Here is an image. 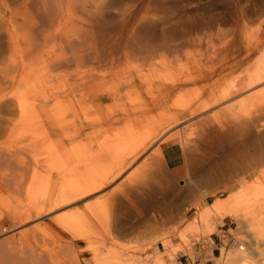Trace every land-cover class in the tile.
I'll use <instances>...</instances> for the list:
<instances>
[{
	"label": "rangeland",
	"instance_id": "obj_1",
	"mask_svg": "<svg viewBox=\"0 0 264 264\" xmlns=\"http://www.w3.org/2000/svg\"><path fill=\"white\" fill-rule=\"evenodd\" d=\"M63 1L64 4L77 2ZM14 5L11 0H0V58L4 60L0 59V118L3 125L14 115L10 108L16 106L19 97L35 103L47 99L56 89L63 92L84 89L83 70L76 68L77 64L53 69L45 67L42 59L26 55L31 50L29 41L34 38L40 42L37 47L45 52L56 55L63 52L64 41L70 34L69 26L62 30L56 26L44 28L30 37L17 28L20 17L17 16L19 22L13 18ZM114 5L116 8L113 6L110 11L114 16L123 12L128 16L129 12L135 13L147 6L162 30L191 24V29L185 30L187 42L182 55L174 58L167 53L163 56L159 51L146 64V69L157 74L153 82L169 83L182 69L193 71L208 62L218 66L228 62L225 59L235 54L236 46L243 51L247 42H254L259 36L264 39V0H114ZM70 16L73 15L69 13L66 18ZM241 53L245 55L244 51ZM263 56L264 50L257 51L240 67L226 70L217 78L191 83L168 104L153 106L154 110H149L144 118L146 123L136 119L137 125H132L120 120L108 128L104 103H95L90 95L91 100L83 103L70 98L59 105L61 117L54 115L53 119L61 120L60 138L41 121L33 127L17 129L13 141L7 135L2 136L0 145L14 143L17 159L24 164L17 163H26L29 167L22 170L25 174L23 188L25 192L29 187L32 197V203L18 205L12 194L0 186L2 226L11 225L9 211L31 206L35 214L48 207L53 198L71 196L73 189L68 181L73 180L93 187V192L41 219L44 227L41 232L48 244L46 249H56V252L60 245L61 257L66 263L187 264L186 258L189 261L199 258L196 264H204L211 258L217 264L218 253L215 252L217 257H214L211 247L200 249L197 243L214 241L216 247L218 237L224 233L248 242L245 250L226 249L234 258L246 256L251 261L262 262L264 92L256 101L248 98L264 87V80L257 84L251 82ZM7 65L13 68L8 69ZM136 65L140 66L141 62L134 61L132 56L112 72L120 77L134 70ZM117 85L113 88L118 89ZM152 85L154 87L146 93L149 99L156 88L154 83ZM7 99L12 107L5 102L6 107L3 105V100ZM214 99L217 102H213ZM190 106L191 115L188 113L183 118L186 127L181 129L180 138L171 137L176 128L167 127L169 118L177 117ZM196 106L199 110L194 112ZM76 108L79 109L78 121L73 116ZM114 108L119 109L117 104ZM255 114L260 119L257 120ZM73 119L76 122L69 123ZM226 121V129L220 130L218 123ZM210 124L218 125L213 129L219 133L229 129L232 132L234 127L235 139L215 149V133L209 129ZM240 125H243L242 132ZM85 126L92 129L84 130ZM94 128L99 131L93 132ZM7 141L12 143L7 144ZM136 155L140 156V161H133ZM4 167L6 165L1 169L3 172ZM14 175L19 178L20 171ZM61 177L64 181L59 180ZM68 242L73 246L69 247ZM39 244L42 241L39 240ZM234 252L240 255L235 256Z\"/></svg>",
	"mask_w": 264,
	"mask_h": 264
},
{
	"label": "bare ground",
	"instance_id": "obj_2",
	"mask_svg": "<svg viewBox=\"0 0 264 264\" xmlns=\"http://www.w3.org/2000/svg\"><path fill=\"white\" fill-rule=\"evenodd\" d=\"M11 1L16 4L14 5L15 8L19 6L16 9L14 8L13 10L15 11L12 13L15 20H17L18 15L20 17V22L17 20L20 27L17 28H21L23 32L30 37H33L35 32L37 33L40 30H44V28L46 29L56 26L62 30L64 27L69 26L70 34L66 36L64 41L63 49L65 50H63V52L57 55L55 52H45L40 47H37L40 42L38 39L34 38L29 41L31 50H29L26 55L42 59L45 67L53 69L66 68L77 64L76 68L83 70L84 89L80 91L77 88H73L67 92L56 89L49 94L47 99L35 103H30L26 99H20L19 97L15 102L16 106H13L12 109L10 108V110H12L10 113L14 115L5 120L7 126L2 124V120L0 118V138L7 135L10 141H13L12 137L15 138L17 129H22L21 127L27 129L30 128L31 125L33 127L36 122L40 121L43 122L46 127H49L50 130L54 131V136L60 138L61 134L59 130H61V120L53 119L54 115L61 117L58 112L59 105L70 98L77 103H83L87 99L91 100L89 97L90 95L93 96L92 99H95V103H104L108 128L114 127L120 120L132 125L136 124V122H134L136 119L146 123L144 118L147 117L149 110H154V107L159 104H168L176 93L186 90L191 83H195L198 80L217 78L224 74L226 70L242 66L245 63L244 61H247L249 56L253 55L255 52L264 50V39L259 36L254 42H247L244 45L243 51L246 57L245 55H242L241 52L243 51L241 48L236 46L235 54H233L230 59H225L228 62H222L218 66L214 64L210 65L208 62L207 65L196 66L193 71H191V69L184 68L169 83H161L158 80L153 82L157 74L155 72H151L150 68L146 69V64L152 61L157 56L159 51H161L160 53H163V56L167 53L172 55L174 58H178L182 55L187 42L184 40L187 34L185 30L191 29V24L189 22H187L188 24L183 23V27L179 26L180 29L162 30L159 28V24L157 23L155 17L150 15L147 6V8L145 7L140 11L136 10L137 12L135 11V13L129 12L128 16L127 12H125V16L124 12L121 13V15L116 14L117 16H114L115 14L113 12L111 14L110 12L112 8L115 7L114 0H77L76 3L72 4L71 1H67L68 3L64 4L63 0ZM69 13L73 16L66 18ZM113 24H115L114 28ZM158 30L160 31L158 32ZM35 47H37V49H35ZM12 55L14 54L12 53ZM1 56L2 54L0 57ZM132 56L134 61L139 63L141 62V65H136L134 70H129V73L117 77V74L113 73L112 70L122 61H128ZM0 59L4 61L3 58ZM176 60L177 59H175V61ZM257 64V72L251 78V82H253L252 84L261 83L264 80V56ZM175 65H177V63ZM9 66L8 69L10 68ZM12 68L13 67L10 69ZM8 69L4 70L7 71ZM12 79L13 78L11 76V81L14 80ZM117 81L119 82L118 85L116 83ZM153 83L156 88L152 91L149 99L147 98L146 93L154 87L152 85ZM114 85H117L118 89H114ZM263 88L264 87H261L262 91L251 95L248 100L256 101V98L263 94ZM121 91H123V95H121ZM85 96L87 97L85 98ZM56 99L57 102L53 103ZM7 101L8 99L1 102L8 104ZM34 101L38 100L34 99ZM213 102H217V100L214 99ZM5 103L3 105H5ZM10 104L11 103L9 102L8 106L12 107ZM115 104H117V107L119 108L118 111H115ZM85 105L86 104H84V106ZM14 108H16V110H14ZM198 110L199 107L196 106L194 112H197ZM6 111L8 112V110ZM188 113L191 115V106L180 115H177V117H174L173 119L171 117L169 118L171 121L167 123V127L170 128L171 126H174L176 128L171 133V137L180 138L181 129L186 127V125H184L185 123L183 122V118ZM4 114L6 115V113ZM5 115H3V117H5ZM73 116L76 117V121L79 120L80 117L78 108L75 109ZM249 118H252V116ZM257 118L259 117H256V119ZM76 121L74 120L69 123H75ZM239 122L237 121V124ZM225 123H227V121L218 123L220 130L226 129L227 125ZM239 124H242V122ZM209 126V129L215 133L213 137L215 149H220L226 142H232V140L235 139L232 133L235 130L234 127L231 128L232 132H230V129L228 128L229 131L219 133L213 129L217 126L211 124ZM241 126L243 125L238 127ZM235 127L237 128V126ZM244 127H246V125H244ZM83 129L90 130L92 127L85 126ZM237 129L240 130V128ZM242 130L243 129L241 127L240 132H242ZM98 131V129L93 130V132ZM238 132L236 134L240 133ZM92 138L94 139V135H92ZM186 140L188 141L187 138L184 141L187 142ZM7 142V144L12 143L9 141ZM183 142H181V144ZM59 143L60 145L63 144L62 141H59ZM13 144L10 146H5L3 144L0 145V170L6 165V167H4L6 168V171H0V186L3 190L9 191L12 194L18 205L23 206L24 203H32V201H30L32 198L30 188L28 187L25 192L23 188L25 174L22 170H26L29 167L26 163L25 165H19L20 163H24L21 159H17V153ZM138 160L140 161V156L136 155V158L133 161ZM159 164L161 165V163ZM18 167L19 170H16ZM16 171H20L19 178L15 176H18V173L14 175ZM59 180L64 181L62 177ZM68 185L71 189H73L71 196L67 197V195H60L59 197H55L49 201L48 207L35 214L32 212L33 210L30 208L31 206H29V209H23L21 211H9L8 213L10 214L11 219V225L9 228L2 226L0 221V264L66 263V260H62L61 252L63 253V251L60 249V245L57 246L56 252V249H46L48 244L46 242V236H43V233L41 232L43 227V221L41 219H43L44 215H50L53 211L61 209L64 205L73 202L75 203L77 200L84 199L91 192H93V187H85L80 182L73 180L68 181ZM3 196L4 194H2V197ZM5 197L7 198V196ZM39 240L42 241V244H39ZM65 244L67 245V242H65ZM72 244L73 243H69V247H71ZM64 248H66V246ZM228 251L226 249H222L221 255L217 259V264H264V260L258 263L251 261L246 256L234 258L231 252ZM243 254L241 253V255ZM234 255L239 256L240 254L235 253ZM72 263L74 264V262ZM66 264L69 263L67 262Z\"/></svg>",
	"mask_w": 264,
	"mask_h": 264
},
{
	"label": "built area",
	"instance_id": "obj_3",
	"mask_svg": "<svg viewBox=\"0 0 264 264\" xmlns=\"http://www.w3.org/2000/svg\"><path fill=\"white\" fill-rule=\"evenodd\" d=\"M247 241H240L238 239H236V237H234L233 235H230V236H226V233H224L221 236L218 237V246H214L215 245V242L213 241L212 243H209L208 241L206 240H203V241H199L197 243V245L199 246L200 249H203L205 246H208L209 248L211 247V253L214 257H217L215 255V252L218 253V255L220 256L221 255V252H222V248L224 247L225 249L227 248H230V247H235V248H238V249H241V250H245L246 247H247ZM200 257V256H199ZM186 261L187 264H196V262H199V258L195 261H193V259L191 258V261L188 260V258H186ZM207 263H211V264H216L215 261H213L211 258H208Z\"/></svg>",
	"mask_w": 264,
	"mask_h": 264
},
{
	"label": "crops",
	"instance_id": "obj_4",
	"mask_svg": "<svg viewBox=\"0 0 264 264\" xmlns=\"http://www.w3.org/2000/svg\"><path fill=\"white\" fill-rule=\"evenodd\" d=\"M201 264H202V263H201ZM204 264H211V263H210V262H209V263L206 262V263H204Z\"/></svg>",
	"mask_w": 264,
	"mask_h": 264
}]
</instances>
